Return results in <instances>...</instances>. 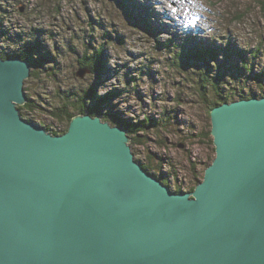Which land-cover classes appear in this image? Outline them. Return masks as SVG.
<instances>
[{
    "label": "water",
    "instance_id": "1",
    "mask_svg": "<svg viewBox=\"0 0 264 264\" xmlns=\"http://www.w3.org/2000/svg\"><path fill=\"white\" fill-rule=\"evenodd\" d=\"M31 61L0 54V264H264V97L211 109L215 157L176 193L102 114L22 118Z\"/></svg>",
    "mask_w": 264,
    "mask_h": 264
},
{
    "label": "rangeland",
    "instance_id": "2",
    "mask_svg": "<svg viewBox=\"0 0 264 264\" xmlns=\"http://www.w3.org/2000/svg\"><path fill=\"white\" fill-rule=\"evenodd\" d=\"M131 4L132 10H128ZM0 7L5 10V14L0 10V17L7 16L0 19V54L21 56L29 49L35 61L42 60L41 68H30L34 75L25 82L26 95L34 106L27 119L45 128L62 130L66 121L54 119L50 112L65 105L67 99L75 106L81 105L76 96L91 87L96 96L123 92L121 97L100 105L107 118L137 122L149 116L160 120L164 111H173L168 131L160 129L155 133L160 126L148 128L137 135L141 143L131 145L142 166H160V171L149 173H155L158 179L167 176L172 190L191 188V166L195 163L202 176L215 150L210 113L208 118L206 105L197 92L198 77L185 73L186 69L183 73L168 68L166 61L173 57L172 51L159 44L171 38L181 46L182 39L193 37L204 44L244 50L249 68L243 71L248 76L235 75L238 80L244 77L235 82L223 70L226 81L220 84L221 91L264 97V0H0ZM222 32L229 33L230 38ZM105 33L112 36L113 43L105 45L103 84L93 87L99 81L96 70L85 71L80 77L84 70L77 61L84 54L93 56L104 42ZM254 50L258 53L251 61ZM49 56L52 60L47 61ZM229 59L232 61L227 66L242 67L234 55ZM50 62L57 69H44L49 64L53 66ZM143 65L147 70L138 71ZM258 73L262 74L261 85L254 82L255 78L248 79L249 74L255 77ZM126 76L134 78L130 85L125 84ZM67 92L75 96L66 98Z\"/></svg>",
    "mask_w": 264,
    "mask_h": 264
},
{
    "label": "trees",
    "instance_id": "3",
    "mask_svg": "<svg viewBox=\"0 0 264 264\" xmlns=\"http://www.w3.org/2000/svg\"><path fill=\"white\" fill-rule=\"evenodd\" d=\"M118 3L122 2V3H126L129 0H116ZM127 7V6H126ZM131 8H133V4L130 5V7L127 9L128 10H132ZM1 13L5 14V10L3 8L0 7ZM2 18H7V16L2 15L0 17V19L2 20ZM7 21V20H5ZM1 24V22H0ZM112 31V29H110ZM8 31V30H7ZM223 34H226L228 37L229 33L227 32H222ZM109 33H105L103 35L104 38V42L101 44V46L98 48L97 51L94 52L93 56L89 57L88 55L84 54L82 55V57L80 58V60H78V65L80 66V69L82 70H86L89 72L91 71H95L97 72L98 75V83L94 84V86L103 84V80L101 79V75H102V71L103 69V58H104V51H105V45L107 43H113V40L111 39L112 36H109ZM21 37V35H17V38ZM106 40V42H105ZM122 41V39H121ZM183 43L181 46H178L176 44H174V39L171 38H167V40L164 43H160L159 47L161 48H166V49H170L172 52L171 54L173 55V57H170V60L168 59L166 61V63H168V68L172 69H178L181 70V72H183V69H186L185 73H191L192 75H195L198 77L199 81L197 82V86H199V88H197V92L199 93V97L201 100V103H204L206 105V109H207V117L209 118V113L211 111V109H213L214 107L220 105L223 102H232L240 99H247L248 97L247 94L243 91H239V92H232L231 94L222 92L221 88H220V84L225 83L226 78L225 75L226 73L223 72V70H227V72L230 73L229 77H233L231 79H234L235 82H239L240 80H243L244 77H240L239 80L238 78H234V76H239V75H247L244 73L245 70H247L248 64H247V58L246 55L247 53H245L244 50H233L230 47H223L220 48V46H216L213 45L212 43H203L201 41L195 40L193 39V37L191 38H186V39H182ZM177 49L176 51H174V49ZM254 52V56L252 55V57L249 60H254L256 58V54L258 53V50H254L251 51ZM222 53L221 58L219 57V54ZM9 54V53H7ZM243 54V55H242ZM2 55V54H1ZM16 55V54H14ZM235 56L237 59H239L240 61V65L242 66L241 68H237L238 66L234 65V66H227L228 65V61H232L231 59L228 60L229 57L231 56ZM22 56L23 58H26L28 56H30L29 59H32V70L34 67H40V63L39 60L35 61L32 57H31V50H25L22 51ZM191 57V58H190ZM223 57V58H222ZM47 61L52 60L51 57L49 56L48 58H46ZM238 61V60H237ZM239 61H238V65H239ZM53 64V66H50V64L48 66H46L44 69L47 70H55L57 69L55 66L56 64L54 62H50ZM125 68V65L123 66ZM207 67H211V70L213 71V75H207L206 74V70ZM226 67V68H225ZM147 70V66L145 67V65H143V68L141 67V69H139L138 71L143 70L144 71ZM244 70V71H243ZM184 73V72H183ZM32 74L34 75V71H32ZM54 75V72L51 73ZM50 75V74H49ZM248 76V75H247ZM255 78L254 82H256L257 84L261 85L260 83L262 80V74L258 73L257 76L255 75L252 76V74H249V78ZM130 79H134L132 77H125V84L126 85H130ZM136 79V78H135ZM207 86L210 87V89H207ZM88 88L87 90L89 92L84 91L83 93L78 94L76 97V99L78 101H82L81 105L75 106V104H73L70 100H66L65 105L62 106H57L55 108V112H50V116L53 117L54 119L58 120V121H66L67 126L65 128H63L62 130H53L50 128H45L43 127L47 132H49L52 135H60V134H64L67 130L68 127V123L71 119L72 116H74L77 112H84V111H88L90 113H92L93 115L96 114H102L101 110H100V105H103L105 103H109L111 100L117 98V97H121V95L123 94V92L117 90L116 92H109L105 95H99L96 96V94H94V89ZM206 89L208 90V92H206ZM66 98L72 99L71 96H75V94H70L69 92H67L65 94ZM79 96V97H78ZM237 97V98H236ZM28 101L27 103L22 106L19 107V110L22 113V116L25 117H29L27 114H29L28 112H32L33 111V105H31V100H30V96L27 97ZM99 99V100H97ZM76 101V100H75ZM90 101V102H89ZM178 102V100H176ZM30 102V104H29ZM71 105V108L68 110V106ZM28 109V110H27ZM53 115V116H52ZM172 115H173V111L168 112V111H164L161 114L160 120H155L153 119V117H149L146 116V118H143L142 120H138L137 122H122L121 120H119L118 118H107L106 116H103V114L101 115L102 118L108 122H112L113 124L116 125H122L123 127L128 129L129 132V136L131 138V142L130 145L132 144H137V143H141V140L138 138L137 135L141 134V133H145L146 130L148 128L154 127V129H156L158 126H160V128L156 129L155 133H157L160 129H164V130H169L170 127H172ZM111 124V123H110ZM42 127V126H41ZM209 137V134H208ZM215 150V149H214ZM214 159V157H213ZM137 161V160H136ZM213 161V160H212ZM211 161V162H212ZM139 164H141L139 161H137ZM210 162V163H211ZM208 163V166L209 164ZM207 166V167H208ZM148 172L150 170L156 172V171H160V166L158 167H152L150 166V164H145L143 166ZM192 167V178L194 181V184L192 185L191 188H188V190L186 191H192L194 189V187L203 179V175L199 176V172H197L196 167H195V163ZM155 176L156 174L153 173ZM152 175V174H151ZM156 177V176H155ZM166 178H161L162 181H164V183L168 184L169 183V178H167V176H165ZM169 185V184H168ZM170 186V185H169ZM174 192H185L184 190H182L179 187H174Z\"/></svg>",
    "mask_w": 264,
    "mask_h": 264
},
{
    "label": "bare ground",
    "instance_id": "4",
    "mask_svg": "<svg viewBox=\"0 0 264 264\" xmlns=\"http://www.w3.org/2000/svg\"><path fill=\"white\" fill-rule=\"evenodd\" d=\"M216 34V33H215ZM17 54V53H16ZM14 55V54H13ZM243 55V54H242ZM28 59H29V57H27ZM191 58V57H190ZM30 60V59H29ZM41 61L42 60H39V62L41 63ZM40 66H42V65H40ZM33 66L31 65V68H32ZM41 68V67H40ZM249 68V67H248ZM242 69V68H241ZM84 71H87V70H84ZM89 72H91V70L89 71ZM31 76H33V74H30L29 75V79L31 78ZM28 78L26 79V80H28ZM26 80H25V82H26ZM24 82V88H23V90H24V92H26V90H25V83ZM224 86V85H223ZM241 89V88H240ZM89 92V91H88ZM106 96V95H105ZM97 100H99V99H97ZM19 107L20 106H18V109H19ZM28 110V109H27ZM22 116V115H21ZM110 117V116H109ZM22 118H24L23 116H22ZM25 120H28V121H30V122H33V121H31V120H29V119H27V117H25L24 118ZM34 123V122H33ZM36 124V123H35ZM38 125V124H37ZM41 127V126H40ZM43 128V127H42ZM45 130V129H44ZM46 131V130H45ZM55 135H57V134H55ZM130 142H131V138H130ZM130 144V143H129ZM131 146V145H130ZM131 150H132V147H131ZM133 151V150H132ZM136 160V159H135ZM155 177V176H154ZM157 178V177H156ZM158 179V178H157ZM159 180H161V179H159ZM162 181V180H161ZM163 183H164V181H162ZM164 184H166V183H164ZM166 185H168V184H166ZM171 188V187H170ZM171 190H172V188H171ZM173 191V190H172ZM185 192H188V191H185ZM190 192V191H189ZM176 193H182V192H176Z\"/></svg>",
    "mask_w": 264,
    "mask_h": 264
}]
</instances>
